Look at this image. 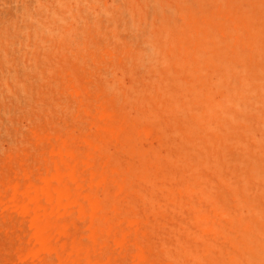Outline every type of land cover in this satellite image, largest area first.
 <instances>
[{
  "label": "rangeland",
  "instance_id": "rangeland-1",
  "mask_svg": "<svg viewBox=\"0 0 264 264\" xmlns=\"http://www.w3.org/2000/svg\"><path fill=\"white\" fill-rule=\"evenodd\" d=\"M0 264H264V0H0Z\"/></svg>",
  "mask_w": 264,
  "mask_h": 264
}]
</instances>
